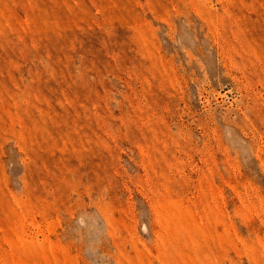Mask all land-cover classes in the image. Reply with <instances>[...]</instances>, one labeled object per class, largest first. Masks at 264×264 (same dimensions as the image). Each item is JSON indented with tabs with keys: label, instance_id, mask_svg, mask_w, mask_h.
<instances>
[{
	"label": "rangeland",
	"instance_id": "obj_1",
	"mask_svg": "<svg viewBox=\"0 0 264 264\" xmlns=\"http://www.w3.org/2000/svg\"><path fill=\"white\" fill-rule=\"evenodd\" d=\"M0 264H264V0H0Z\"/></svg>",
	"mask_w": 264,
	"mask_h": 264
}]
</instances>
